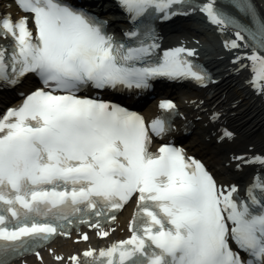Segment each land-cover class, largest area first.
<instances>
[{
    "label": "snow or ice",
    "instance_id": "6c2138e0",
    "mask_svg": "<svg viewBox=\"0 0 264 264\" xmlns=\"http://www.w3.org/2000/svg\"><path fill=\"white\" fill-rule=\"evenodd\" d=\"M225 2L251 23L216 0H118L136 22L125 41L74 0H17L30 15L0 18V36L11 38L0 45V82L14 86L34 73L43 85L0 114V264L28 252L43 259L39 248L55 235L70 236L71 225L87 224L107 237L105 223H114L133 198L126 239L67 258L49 252L60 264H264V178H254L240 197L236 185H219L183 147L164 143L152 151L151 134L163 136L172 127L171 99L160 101L166 113L146 121L122 104L78 95L89 85L148 88L160 76L212 82L192 59L194 48L158 51L153 21L197 9L219 32L234 29L223 41L234 53L233 71L250 67L248 82L264 95V15L253 0ZM233 159L239 167L249 158ZM250 160L264 163V155ZM76 239L87 241L89 234Z\"/></svg>",
    "mask_w": 264,
    "mask_h": 264
},
{
    "label": "bare ground",
    "instance_id": "6f19581e",
    "mask_svg": "<svg viewBox=\"0 0 264 264\" xmlns=\"http://www.w3.org/2000/svg\"><path fill=\"white\" fill-rule=\"evenodd\" d=\"M0 1V13L2 15L11 14L16 18L22 17V15L18 13V10L14 6L12 0ZM255 2L257 3L259 11L262 15H264V1L255 0ZM9 43L10 38H0V45ZM230 52L233 56V51L228 50L225 52L221 51L219 54H215L211 57L213 59L212 63L219 65L221 68L222 75L220 79L222 80L212 89L206 91V93L201 92L200 94H191L187 98V105L182 107L179 106L178 119L181 122H187L191 120V116H197V118L201 120L203 117H206L202 124L205 127L208 125L209 128L214 130V138H219L222 135V131H220L222 125H230L233 132V137H231L233 142L231 144H227L229 148L235 145H245V148L242 149L241 152L235 153H245L250 155L258 152L264 154L263 95L256 89L250 88L249 85L246 84V90V87L244 89L240 88L242 84L245 83L243 81V75L247 73V67L241 69L238 73L233 71V65L227 57ZM232 56L230 58H232ZM203 57L209 58L208 55H203ZM144 109L145 110L141 111L140 114L145 117L146 121H149L156 112V103H152ZM212 111L219 113V117L215 120L209 118ZM258 131H261V133L256 134ZM228 140L230 139H221L223 142H229ZM158 145V142L154 143L155 147ZM187 150L188 152L195 153L197 149L187 148ZM234 156L235 155H233V157ZM216 164L220 167L217 171L224 174L220 177L222 181L221 185H230L232 183L237 186L238 190H242L246 185L244 177H246L253 168V165H249L250 167H248L247 163L243 160L239 161L240 166H235V168L233 167V170L228 169V166L220 160H216ZM229 164L227 163V165ZM234 173H238L241 180L236 179L237 177L234 176ZM231 176H233V178ZM240 182L244 184L242 185ZM135 205L136 202L131 201L120 212L114 223L111 222L110 224H105V227L109 229V235L107 237H100L97 230L89 228L88 226L82 227L78 231H72L70 236L62 239H56L49 244V246L40 250L43 259L33 255L17 260L12 264H24L25 261H27V264H60L59 261L55 260L53 254L49 252L50 248L55 249L57 253H61L65 258H67L74 253L82 254L83 250L88 247L99 249L109 246L116 240L125 239L131 233L129 223L135 213ZM83 232H87L89 234V239L87 241L83 239L77 240L76 237L81 235Z\"/></svg>",
    "mask_w": 264,
    "mask_h": 264
}]
</instances>
